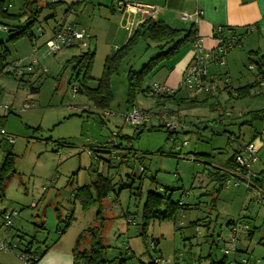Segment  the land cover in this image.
Wrapping results in <instances>:
<instances>
[{
    "label": "rangeland",
    "instance_id": "1",
    "mask_svg": "<svg viewBox=\"0 0 264 264\" xmlns=\"http://www.w3.org/2000/svg\"><path fill=\"white\" fill-rule=\"evenodd\" d=\"M69 2L58 4L53 9L55 17L48 22L41 21L46 14L45 10L42 12L32 28L37 36L35 41L28 36L7 41L8 31L0 29V40L6 41L9 50L4 61L7 65L0 70V129L5 132H0V165L8 153L15 155L16 164V172L9 178L0 201V238L21 231L14 241L34 240L33 249L39 253L52 246L73 247L83 234L80 249H84L90 243L89 228L103 223L101 239L108 247L105 256L109 259L124 257L127 264H150L154 260L158 264H209L211 258L223 256L225 240L233 225L229 221L240 219L236 264H241L242 258L248 260L247 264H264V194L248 190L244 184L225 186L218 191L219 184L212 176L237 149L238 142H248L255 133L263 143L255 168L263 164L264 83L253 89L251 95L231 100L225 89L221 94L217 90L211 99L215 104H195L184 122L180 121L188 128L151 130L157 123L151 120L147 128L135 129L124 117L130 104L127 73L130 67L139 70L160 49L151 39L140 38L119 70L111 75L112 97L107 107L96 105L80 82L84 72L75 67L74 61L67 63L72 56L88 49L72 46L53 54L45 44L51 32L44 28L55 24L63 14L67 20L76 17L64 13ZM23 4L24 0H5L10 12H18ZM25 18L20 19L25 22ZM249 36L251 43L243 42L226 54L225 65L221 66L225 72L217 78L219 87L226 78L239 86L264 76V67L257 69L256 76L257 70L249 68L248 59L249 54L256 60L259 58V54L249 52L252 49L259 47L264 52V36L258 33ZM105 50L98 48L95 53L91 69L94 77L102 75L109 55ZM18 59L23 60V65L35 60L34 69L14 71ZM166 72L164 68L153 71L145 77L142 88L163 83ZM87 83L95 86L96 80ZM74 86H81L82 91H76ZM33 87L38 91H33ZM147 91L137 89L136 106L154 112L165 111V107L175 110L174 104H167L165 99L159 100L162 104L157 103L150 90L146 95ZM227 110L230 116H226ZM137 131L140 132L136 135ZM114 133L119 134L123 147L131 148L130 158L116 167L113 164L118 165V160L105 149L97 148ZM7 136L14 137V141L9 142ZM184 141L187 145L182 146ZM100 173L112 177L116 183L115 190L103 201L104 219L97 216L98 203L83 210L73 193L76 187L89 184ZM165 188L172 200H180L185 206L174 219L150 221L143 236L141 215L146 194L150 190L163 193ZM4 211L18 213L9 229L3 224ZM66 221L70 223L68 227ZM194 221L198 223L193 224ZM240 224H249L253 234ZM0 260L25 264L17 256V250L1 251Z\"/></svg>",
    "mask_w": 264,
    "mask_h": 264
},
{
    "label": "trees",
    "instance_id": "2",
    "mask_svg": "<svg viewBox=\"0 0 264 264\" xmlns=\"http://www.w3.org/2000/svg\"><path fill=\"white\" fill-rule=\"evenodd\" d=\"M38 0H26L25 2V11L23 13H12L8 10L7 5H5L4 0H0V25L6 26L8 31L9 38L7 41H14L19 37L28 36L32 41V37L36 36L35 32L32 30L33 25L37 21L40 12L49 7H56L61 2H46L44 5H39ZM117 8V7H116ZM28 16L26 23L21 25H15L10 21H17L20 20L23 16ZM11 29V31H9ZM3 30V29H2ZM197 28L196 24L192 22L188 28H174L167 24L165 21L160 20L158 18H146L141 22L138 27L133 31L130 35L128 40L118 49L115 50L112 54H109L104 62V69L102 75L98 78L94 77L91 74L92 63L94 61L95 51H85L81 55H74L70 59L67 60V63L70 64L73 61L76 63L75 67H79L80 71H83V80L80 82L82 86L86 88L87 93L89 94L90 98L93 99L96 105L101 106L103 108L107 107L108 102L112 97V91L110 86V78L114 71H118L121 62L132 52L134 47L137 45L138 41L142 37H146L151 39L153 42L156 43V46L160 49V52L150 58L146 64H144L139 70H134L132 67L128 70V77H129V85H128V103L129 106H133L134 104V97L137 89L141 91H146L148 89L153 90L151 87L142 88V83L147 75L152 73L153 71L157 70L160 65L166 60H172L175 58L179 53L181 48L187 44H193L197 40ZM246 32L237 33L235 30L231 32L229 36L224 35L223 31H216L214 33L215 38H221L226 40H233L234 43L239 44L241 38H244ZM6 41L0 40V70L3 67H6V63H4L7 55L9 54V50L6 47ZM236 46V45H235ZM250 53H255V55L259 54L258 60L252 58V54H249V58L255 60L259 69L264 67V55H261L259 50H251ZM262 71V70H260ZM12 72V71H9ZM263 73V72H262ZM77 80V79H76ZM96 80L95 86H89L87 81ZM264 80V76L258 77L254 82L238 87L236 89V98H243L247 95H251L252 90L262 86V82ZM86 82V83H85ZM87 84V85H86ZM33 91H38V88L33 87ZM82 91L81 86L79 87V92ZM179 90L174 92L173 94H166L161 93L157 94L154 97L157 99H165L171 100L173 99ZM213 94H207V96H212ZM198 97V96H197ZM197 97H188L181 99L180 101H187L189 103H196L199 102ZM205 99H203L204 101ZM7 115V114H6ZM5 115V116H6ZM2 116V117H5ZM1 118V117H0ZM179 122V123H178ZM180 125H187L183 124L180 121H177ZM166 127L165 124L159 123L156 126L150 127L151 130L164 128ZM182 127V128H185ZM147 128L146 125L143 127L137 128L139 130ZM169 129L168 127H166ZM1 130V129H0ZM173 133V132H172ZM256 136V133L252 136L251 140H253ZM124 137L128 138L126 135ZM120 145L123 147L122 143ZM127 149V152L123 154L122 157L118 160V165H114L113 167L120 166L121 163L126 162L130 158L131 148L124 147ZM102 151V150H99ZM238 151L237 149L234 150L232 155L225 161L227 169L233 167L235 154ZM15 155L12 153H8L0 165V201L4 197L5 188L7 182L11 175L15 173ZM222 169V167H221ZM225 169V168H224ZM145 168L143 167L144 171ZM213 180L218 182L219 186L217 190L219 191L223 187H225V180L227 177L226 169L216 171L213 175ZM142 179V177H140ZM116 183L113 182V178L104 175L98 174L97 178L91 181L89 184L81 185L75 188L74 191V198L75 200H79L81 207L83 210H89L94 203H98L99 207L97 210V216L99 218L104 219L105 217L102 214L103 209V201L112 190H115ZM256 185L261 186L262 194H264V178H260L259 176L256 179ZM123 187V186H122ZM121 187V189H122ZM169 189H163V193L157 190H150L146 194V198L142 208V232L141 234L145 235L146 226L150 221L153 220H167V219H174L176 214L182 209L185 205L180 200H172L171 193H168ZM173 190V189H172ZM175 190V189H174ZM102 207V208H101ZM8 211L2 212V217L4 221V214ZM15 216L13 217V219ZM70 219H73V214L70 216ZM242 220L229 221V224H233L232 227L239 225L238 222ZM14 222V221H13ZM66 225L70 224L66 221ZM197 221H194L193 224H197ZM5 225V221L3 222ZM243 226L244 224H240ZM13 223L10 226H4L7 229L12 227ZM231 227V228H232ZM102 229L103 223L99 226H92L89 228L91 231V238L88 248L80 249L81 240L84 238L83 234L79 236L76 240V245L74 248V263L73 264H127V258L124 257H116L113 259H109L105 256L106 249L108 248L106 245L102 243ZM247 231L249 234H253L254 230H252L248 224ZM12 240V239H11ZM13 242L18 244V249L23 252L25 255H29L32 264H37L40 258L45 254L47 249L43 250L42 252L36 251L33 249L34 240L29 241L28 243H23L21 240L19 242L12 240ZM157 242L153 243V249H156ZM226 245V244H225ZM225 247V246H224ZM49 248V247H48ZM237 251H239L237 249ZM231 256V255H230ZM233 257L234 260L237 261L236 255ZM229 260V256L223 254L220 259L211 258L209 264H227ZM241 264H247L240 262ZM150 264H158L156 260L152 261Z\"/></svg>",
    "mask_w": 264,
    "mask_h": 264
},
{
    "label": "crops",
    "instance_id": "3",
    "mask_svg": "<svg viewBox=\"0 0 264 264\" xmlns=\"http://www.w3.org/2000/svg\"><path fill=\"white\" fill-rule=\"evenodd\" d=\"M135 1L159 6L161 10L158 15V19L165 21L167 24H169L174 28H188L190 24L193 22V21H188V22L183 21L180 16L182 12H192L197 9L201 10L202 17L200 21L196 24V28L198 30L197 35L203 38L205 46L211 49L212 51H214V48L219 44L218 39L214 37V33L216 31H223L224 35L226 36H229L231 32H233V30H235L237 33L246 32L242 41V43L244 42V44L248 42L251 43L249 36L250 34L258 33L264 36V0H135ZM25 2L26 0H24L23 7L18 12H12V13H23L25 11ZM38 3L39 5H44L46 1L43 0L42 2L39 1ZM70 4H72L77 10V12L75 13L76 14L75 18H71L70 20H67L66 18H64V14H63V17L60 20H58L52 26H49L48 28H44L43 30L49 29L51 32L50 34L52 36L53 33L56 31L57 27L62 22H64V20L67 22H76L78 23L79 28L85 29L90 34V38L88 39L87 46L80 48L82 49L87 48L88 51H95V53L96 51H98V48H103L106 49L105 50L106 53L112 54L116 49L121 47L128 40V38L133 33V31L138 27V25L141 22H143V19L139 14L132 15L129 14L128 12L118 10L116 8V0H70V2L66 4V9L64 10V13ZM54 8L49 7L43 9L40 12L39 17L40 15H42V12L44 10L46 11V14L42 16L41 21L43 20L45 22H48L50 18L55 17V13L53 10ZM49 9L52 11L48 12ZM25 17H26L25 19L28 18L27 15ZM39 17L37 20H39ZM26 21L23 22L20 19L17 21H10V22L15 25H21L26 23ZM129 21H132V25H129ZM179 22L183 23V26H177V23ZM185 46L187 47L181 48L180 53L175 58H173L172 60H168L166 65H160V67L158 68V70L164 68L168 72V73L166 72L165 74L163 80L164 84L169 85L176 89L179 88L178 93L173 99L166 100L167 104L170 103L171 105L173 104L175 105V106L173 105L175 110H172L171 115H168L167 117L170 119L178 118L179 121L183 120L186 117L187 112L192 110L195 104H205L207 102H214L213 100L211 101V99L215 97L214 96L215 94L209 97L207 96V94L203 93L197 97L199 102L189 103L187 101H180L181 99L191 97L186 90L180 89L179 87L180 82L184 76V73L187 70V67L192 59V45L188 44ZM258 49L260 53L264 55V52L261 51L259 47ZM248 59L250 60L249 68L257 70L258 66L256 62H254L255 60L250 58ZM29 64H33V63H29ZM224 65H225V59H224V64L222 65L211 64L209 66V75L216 76L218 78L219 75L225 72V71H221V66ZM226 65H227V73L230 75L229 60L227 61ZM33 69L34 66L32 65L31 70ZM257 74L259 75L258 70L256 76ZM254 81L255 80L248 82L247 84H250ZM263 83L264 81L262 82V85ZM241 86L244 85L234 86L233 83H231V79L226 78L224 83H222V85L219 87L217 93L220 92L221 94L222 90L225 89L226 92L229 94L228 99L231 100L232 97L236 98V94H237L236 89ZM149 90H150V96L154 97L155 95H153L151 89H148L146 95L148 94ZM203 99L205 100L203 101ZM159 100L157 101V103H159ZM213 104H215V102ZM232 106L234 105L232 104ZM230 115H226V116H230ZM156 125H158V123H156ZM186 127L188 128V126ZM256 137L257 134L253 141L256 142V144L257 142L259 143V145L257 144V146L260 151L262 148L261 144L263 143L259 141L260 138H256ZM225 161L221 163L222 165L220 166L222 167V169L220 167L219 170L224 171L225 169H227V167H225L226 165H224ZM257 171L259 177L264 178V162L262 165L261 164L259 165V169H257ZM257 187L260 189L258 191H262L261 186H257ZM20 232L17 231L14 235L12 234L11 236L10 235L8 236L10 237V239L13 240V238L17 237ZM75 245L76 242L75 244H73V247L67 249H60L57 248L56 246L49 247L47 248L45 254L37 262V264H73ZM231 256L235 257L234 255ZM1 262L2 260H0V264L2 263L10 264L8 261H3L2 263Z\"/></svg>",
    "mask_w": 264,
    "mask_h": 264
},
{
    "label": "built area",
    "instance_id": "4",
    "mask_svg": "<svg viewBox=\"0 0 264 264\" xmlns=\"http://www.w3.org/2000/svg\"><path fill=\"white\" fill-rule=\"evenodd\" d=\"M46 2H66L68 0H45ZM116 7L120 11L128 12L132 15L139 14L144 20L146 18H158L161 8L153 4L140 3L135 0H116ZM75 7L70 4L65 11V15L75 14ZM131 15V16H132ZM181 19L185 22L193 21L197 24L201 17L202 11L197 9L192 12H182ZM132 20V19H130ZM129 25H132V21H129ZM0 29H7L6 26L0 25ZM39 34L38 36H41ZM37 36L32 37V41H35ZM90 34L85 30L78 27L76 22H67L64 20L53 33V35L46 40L45 44L49 53L56 54L63 48L79 46L85 47L88 44ZM218 39V45L214 48V51L207 48L204 44L202 37L197 35V40L192 44V59L189 63L187 70L180 82V89H184L188 92L191 97H197L200 94H214L219 88V80L216 76L209 75V66L211 64H224L226 54L234 47L241 46L243 37L240 43H234L233 40ZM236 45V46H235ZM33 64L36 61L33 60ZM33 64L23 65V60H18L14 66V71L19 73L26 68L27 70L32 69ZM46 72V69L44 70ZM75 87V86H74ZM151 92L153 95L166 93L173 94L178 89L173 88L164 83L156 82L153 85ZM76 91H79V87H75ZM253 92V91H252ZM256 91L255 93H257ZM160 103V102H159ZM162 104V103H160ZM166 106V105H164ZM5 110H9L8 106L4 107ZM171 109L165 107V111L154 112L148 109L140 108L136 105L130 106L126 113H124L125 122L130 124L135 129L143 127L151 120H156L157 123L165 124L169 129H176L177 127H185L182 124H178L174 120L167 119V115L171 114ZM226 115H230V110L225 112ZM1 133H5L1 130ZM118 133H114L108 139L106 143L97 146L98 149H105L110 152L113 159L119 160L121 155L127 152V149L120 145ZM9 142L14 141V137L7 136ZM187 145V142H183L182 146ZM181 150V147H178ZM259 149L254 141H239L238 151L235 154L233 167L226 169L227 178L225 180L226 187H240L242 184L246 186L248 190H260L256 185V179L259 176L258 171L255 168L259 162ZM143 170V167H141ZM16 211H8L4 214V221L6 226H10L13 223V217L17 216ZM244 228H248V224L243 225ZM7 232V231H6ZM238 226H234L229 231V236L225 240V247L223 248V254L230 256L238 253ZM17 250V256L25 262V264H32L30 257L25 255L18 249V244L13 242L7 235L5 238H0V252H15ZM241 262L247 263L246 258H242ZM227 264H236V260L229 259Z\"/></svg>",
    "mask_w": 264,
    "mask_h": 264
},
{
    "label": "water",
    "instance_id": "5",
    "mask_svg": "<svg viewBox=\"0 0 264 264\" xmlns=\"http://www.w3.org/2000/svg\"><path fill=\"white\" fill-rule=\"evenodd\" d=\"M9 31H11V29H9ZM140 131H137L136 135L139 134Z\"/></svg>",
    "mask_w": 264,
    "mask_h": 264
}]
</instances>
